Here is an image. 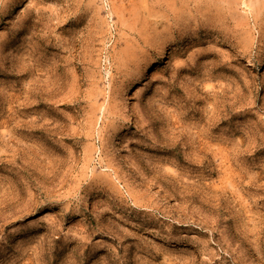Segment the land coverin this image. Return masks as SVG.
I'll list each match as a JSON object with an SVG mask.
<instances>
[{
	"label": "rangeland",
	"instance_id": "obj_1",
	"mask_svg": "<svg viewBox=\"0 0 264 264\" xmlns=\"http://www.w3.org/2000/svg\"><path fill=\"white\" fill-rule=\"evenodd\" d=\"M263 49L264 0H0V264H264Z\"/></svg>",
	"mask_w": 264,
	"mask_h": 264
},
{
	"label": "bare ground",
	"instance_id": "obj_2",
	"mask_svg": "<svg viewBox=\"0 0 264 264\" xmlns=\"http://www.w3.org/2000/svg\"><path fill=\"white\" fill-rule=\"evenodd\" d=\"M263 12V11H262ZM261 12V13H262ZM259 14V13H258ZM164 54H165V49H164V47H160V51H159V57L160 58H163L164 57ZM264 57V49H263V51H261V53L259 54V56H258V58H257V61L255 62V64L257 65V64H260V62H261V60H262V58ZM147 66V65H146ZM128 90V87L126 86L125 87V92Z\"/></svg>",
	"mask_w": 264,
	"mask_h": 264
}]
</instances>
